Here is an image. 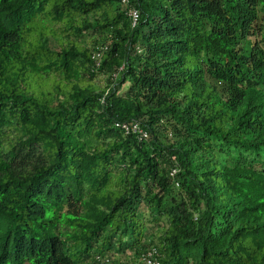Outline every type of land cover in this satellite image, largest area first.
Masks as SVG:
<instances>
[{
    "label": "trees",
    "instance_id": "1",
    "mask_svg": "<svg viewBox=\"0 0 264 264\" xmlns=\"http://www.w3.org/2000/svg\"><path fill=\"white\" fill-rule=\"evenodd\" d=\"M148 253L264 264V0H0V264Z\"/></svg>",
    "mask_w": 264,
    "mask_h": 264
},
{
    "label": "built area",
    "instance_id": "2",
    "mask_svg": "<svg viewBox=\"0 0 264 264\" xmlns=\"http://www.w3.org/2000/svg\"><path fill=\"white\" fill-rule=\"evenodd\" d=\"M123 2H125L126 0H122ZM129 17L131 19V22H132V25H134L138 19V14L136 13L135 10H131L129 12ZM96 57H98L99 55L96 54L95 55ZM117 127H119L118 124H116ZM123 128V130L127 133L128 131V127L127 126H121ZM154 253H148L146 255H144L140 260L139 262H137V264H158L154 257H153Z\"/></svg>",
    "mask_w": 264,
    "mask_h": 264
}]
</instances>
